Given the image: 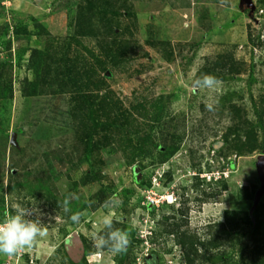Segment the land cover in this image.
Masks as SVG:
<instances>
[{"label":"rangeland","instance_id":"1","mask_svg":"<svg viewBox=\"0 0 264 264\" xmlns=\"http://www.w3.org/2000/svg\"><path fill=\"white\" fill-rule=\"evenodd\" d=\"M240 1L2 0L0 220L17 204L36 208L28 218H39L47 235L17 255L0 254V264H184L172 218L186 210L179 234H198L208 246L231 236L228 257L251 264L247 214L262 187L260 155L241 156L231 148L235 136L226 137L233 124L255 120L254 101L264 116V0H253L252 19ZM12 20L30 35L14 37ZM40 29L50 36L33 35ZM33 49L51 65L47 80L32 68ZM205 74L222 83L194 88ZM36 81L45 93L30 96ZM64 92L74 125L32 120ZM91 165L100 181L88 180ZM255 210L262 239L264 194ZM105 215L129 233L125 252L94 246L93 233L108 231Z\"/></svg>","mask_w":264,"mask_h":264},{"label":"trees","instance_id":"2","mask_svg":"<svg viewBox=\"0 0 264 264\" xmlns=\"http://www.w3.org/2000/svg\"><path fill=\"white\" fill-rule=\"evenodd\" d=\"M2 0H0V4H2ZM76 26L78 28L77 34L83 36L84 33H86L83 29V26L85 25V15L84 12H81L76 18ZM16 24L15 20H12ZM71 22L69 21V26ZM72 25V24H71ZM6 26H8L6 24ZM10 26V25H9ZM10 27H6L5 30L8 31ZM12 29V33L14 37L18 38L19 36L22 35H30V31H28V25H17ZM10 29V30H11ZM38 32V33H37ZM47 34L50 36V33H48L47 30H41L36 31L33 33V35H43ZM32 35V34H31ZM44 60V54L41 50L39 49H33L31 51V56H30V63L32 65V68H37L42 71H44V76L47 80V77L49 75V72L51 71V65L48 64L46 61L44 62V67L42 65V61ZM47 75V76H46ZM2 80L0 78V92L2 89ZM96 84V83H93ZM40 83L36 81L35 83L31 84L30 91L28 95L30 96H37L40 94H44L45 92L41 89L42 87H39ZM98 88V87H97ZM99 89V88H98ZM100 90V89H99ZM44 92V93H43ZM58 95H65L67 97L66 92L64 93H54L53 95H50L52 97L58 96ZM68 98V97H67ZM69 102V100H68ZM254 115H255V120L251 121L250 119H245V122H240V123H235V125H232V129L230 130V135L226 137V140H229V137L232 135L235 136L234 143L232 144L231 148L234 149L236 152H239L241 156H246V155H252L254 153L259 154V155H264V116L262 112L260 111L259 107L257 106L256 102L254 101ZM80 108L76 110V112L79 113ZM46 111V108L44 109ZM66 115V116H65ZM63 118V122L61 124L65 125V128H69L71 125L75 124V120L77 117L72 116V114L68 111L67 114H65ZM88 115H86L87 117ZM120 118V117H119ZM118 118V119H119ZM124 122L126 123L125 127H131L130 124V119L129 117L127 120ZM134 122V121H133ZM121 122L115 121L116 125H119ZM123 124V122L121 123ZM98 126V125H97ZM123 132V129L121 125H119V133L121 134ZM259 133H262V139L259 140ZM219 156L218 158H220ZM93 166V165H91ZM233 168V167H232ZM94 166L91 167V171L88 172L87 177L89 181H100V178L92 177L91 174L94 171ZM227 169H223L221 172V179L217 180V182H222L224 179V172H226ZM235 169L232 170V172ZM95 172V171H94ZM229 172V171H228ZM219 182V183H220ZM224 185V183H223ZM225 187V185H224ZM187 210L186 211H180L178 215H180L181 219H176V217H173L172 224L178 231V240L181 248H183V253H184V264H207L210 259L214 260V262H218L219 258H221V262L219 263H214L213 264H238L235 261V258L233 256V253L228 257L227 252L225 249L231 247L233 250H235V245L233 242L235 239L231 236H222L221 238L215 239V241L212 243L213 247L208 246L205 242L204 239L201 236H198V234H191L189 231H184V233L179 234V230L183 228L184 223L186 225V215H187ZM253 214V215H252ZM248 213L247 214V221L249 224H251L254 227V238L256 241V245L254 246L253 249H251V255L254 257L252 258L251 264H264V238L260 239L263 237L260 235L259 230L261 229V222H259L258 218V211L254 210L253 213ZM182 232V231H181ZM259 233V234H258ZM213 248V249H212ZM248 249V247H247ZM212 250H218L216 253H212ZM245 251V249H244Z\"/></svg>","mask_w":264,"mask_h":264},{"label":"clouds","instance_id":"3","mask_svg":"<svg viewBox=\"0 0 264 264\" xmlns=\"http://www.w3.org/2000/svg\"><path fill=\"white\" fill-rule=\"evenodd\" d=\"M222 82L213 75L205 74L193 82L194 88L215 89ZM211 110V105H208ZM71 196V194H70ZM116 196L110 197L105 202L108 205L114 202ZM69 200L63 202L65 212L70 211L68 207ZM15 214H5L0 220V254L8 257L19 254L20 252L34 247L40 238L47 235V229L42 226L39 218L29 219L34 213H38L36 208L31 209L21 207L19 204L14 206ZM82 213L76 212L71 216L73 222H78ZM100 223L105 229H108L106 235L93 233L94 246L97 249L108 248L114 255H118L127 250L130 243L129 233L119 228L113 229V221L110 215H105Z\"/></svg>","mask_w":264,"mask_h":264},{"label":"crops","instance_id":"4","mask_svg":"<svg viewBox=\"0 0 264 264\" xmlns=\"http://www.w3.org/2000/svg\"><path fill=\"white\" fill-rule=\"evenodd\" d=\"M47 103H49V105L46 106V111H44L43 107L39 111L41 115L46 113L47 116L43 115L38 117V115H36L32 120L37 123L41 118H45L46 121L54 120L55 122L61 124L63 122L62 117H64V115L69 111L68 98L65 95H58L51 97L50 101Z\"/></svg>","mask_w":264,"mask_h":264},{"label":"water","instance_id":"5","mask_svg":"<svg viewBox=\"0 0 264 264\" xmlns=\"http://www.w3.org/2000/svg\"><path fill=\"white\" fill-rule=\"evenodd\" d=\"M240 8L243 9L244 11L249 10V13H248L249 18L252 19L254 17V12L256 10V6H255L253 0H241L240 1ZM11 142L13 144H16V141L14 139V135L12 136ZM257 166H258V172H259V176H260V179H261L262 187L257 192V194L255 196V204H254V207H253V209L251 211V214L253 213V211L258 206V203H259L261 197L264 194V155H260L258 157V165Z\"/></svg>","mask_w":264,"mask_h":264},{"label":"built area","instance_id":"6","mask_svg":"<svg viewBox=\"0 0 264 264\" xmlns=\"http://www.w3.org/2000/svg\"><path fill=\"white\" fill-rule=\"evenodd\" d=\"M259 36H260V35H259ZM254 50H255L256 53H258L257 49H254ZM226 172L228 173V171H226ZM226 172L223 173L224 176L227 174ZM219 173H221V172H219ZM221 175H222V174H220V176H219V177H220L219 180L221 179ZM208 179L211 181V178H210V177H208Z\"/></svg>","mask_w":264,"mask_h":264}]
</instances>
